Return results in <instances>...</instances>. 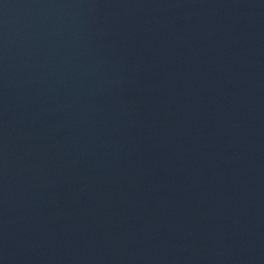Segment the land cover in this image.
<instances>
[{
    "label": "water",
    "instance_id": "obj_1",
    "mask_svg": "<svg viewBox=\"0 0 264 264\" xmlns=\"http://www.w3.org/2000/svg\"><path fill=\"white\" fill-rule=\"evenodd\" d=\"M0 264H264V0H0Z\"/></svg>",
    "mask_w": 264,
    "mask_h": 264
}]
</instances>
